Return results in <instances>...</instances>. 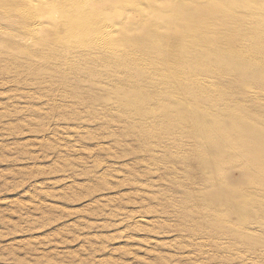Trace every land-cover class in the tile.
I'll list each match as a JSON object with an SVG mask.
<instances>
[{
  "label": "rangeland",
  "instance_id": "1",
  "mask_svg": "<svg viewBox=\"0 0 264 264\" xmlns=\"http://www.w3.org/2000/svg\"><path fill=\"white\" fill-rule=\"evenodd\" d=\"M0 264H264V0H0Z\"/></svg>",
  "mask_w": 264,
  "mask_h": 264
},
{
  "label": "bare ground",
  "instance_id": "2",
  "mask_svg": "<svg viewBox=\"0 0 264 264\" xmlns=\"http://www.w3.org/2000/svg\"><path fill=\"white\" fill-rule=\"evenodd\" d=\"M187 4H188V3H187ZM173 16H174V15H173ZM38 28H39V26H38ZM108 29H109V28H108ZM110 30H111V29H110ZM106 31H107V30H106ZM72 32H73V31H72ZM107 32H109V31H107ZM107 32H106V33H107ZM106 35H107V34H106ZM87 36H89V35H87ZM92 39H93V38H92Z\"/></svg>",
  "mask_w": 264,
  "mask_h": 264
}]
</instances>
